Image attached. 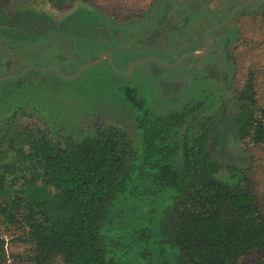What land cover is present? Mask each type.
Instances as JSON below:
<instances>
[{
    "label": "trees",
    "instance_id": "trees-1",
    "mask_svg": "<svg viewBox=\"0 0 264 264\" xmlns=\"http://www.w3.org/2000/svg\"><path fill=\"white\" fill-rule=\"evenodd\" d=\"M48 1L62 6L73 0ZM60 28L93 39L106 32L91 11L73 14ZM18 29L9 30L16 35ZM34 77L38 73L13 88H31L40 81ZM113 88L140 114L139 148L113 126L59 142L38 128L14 129L12 121L1 130L0 264H6L3 232L11 228L21 229L22 240L30 244V264L57 258L64 264H122L109 255L119 246L109 231L121 220L122 202L144 197L156 204L148 216L158 212V217L153 228L141 231L143 259L159 253L156 264H236L250 252L263 251L264 215L252 192L239 177L217 178L221 166L206 149L209 139L218 145L229 135L264 145V122L254 108L243 107L237 118L225 112L199 118L192 108L156 116L134 83L119 81ZM136 179L141 186L133 185ZM158 193L167 195L160 207Z\"/></svg>",
    "mask_w": 264,
    "mask_h": 264
},
{
    "label": "rangeland",
    "instance_id": "rangeland-1",
    "mask_svg": "<svg viewBox=\"0 0 264 264\" xmlns=\"http://www.w3.org/2000/svg\"><path fill=\"white\" fill-rule=\"evenodd\" d=\"M250 1L73 0L55 6L48 0H0V26L20 25L14 39L11 33L0 28V52L6 54L0 57V132L12 121L14 129L38 128L59 142L65 137L81 139L97 128L113 126L127 132L134 146L139 148L140 136L135 124L140 115L130 109L112 87L116 80H128L129 67L143 53L126 49L129 41L123 38L135 32V47H140L139 40L151 25L164 24V11L172 18L178 15L179 23L183 22V13L188 15L183 37L191 40L187 48H198L205 32L222 25L236 7ZM252 2L258 6L257 11L252 14L243 11L234 16L224 31L229 36V79L233 89L230 102L254 108L256 116L264 122V0ZM80 11L93 12L109 34L106 40L67 33L60 28L65 19ZM32 70H37L39 75L33 79L40 81L32 82L27 90H15L16 80L27 78ZM140 71L135 70L133 78H140ZM165 107L163 109H169ZM153 109L156 116L164 115L161 110ZM197 113L200 114L193 113V116L202 115L201 111ZM188 118L186 122L190 123L191 116ZM206 149L221 166L217 178L232 182L239 177L240 184L252 192L255 205L264 215V145L238 138L228 152H213L209 144ZM142 183L136 179L133 185ZM158 194L159 200H156L160 207L165 204L167 195ZM142 199L122 202L121 220L109 231L110 240L119 244L110 249L109 255L122 264H156L161 259L159 253H153L149 259L140 257L145 244L141 231L153 228L158 217V212L148 216L155 202L150 203V197ZM21 234V229L17 228L3 232L6 264H30L26 256L31 254V247L22 240ZM166 256L172 259L170 253L166 252ZM51 264L64 263L57 258ZM236 264H264V250L250 252Z\"/></svg>",
    "mask_w": 264,
    "mask_h": 264
},
{
    "label": "crops",
    "instance_id": "crops-1",
    "mask_svg": "<svg viewBox=\"0 0 264 264\" xmlns=\"http://www.w3.org/2000/svg\"><path fill=\"white\" fill-rule=\"evenodd\" d=\"M252 2L238 10L236 7L230 15L236 10L231 19L227 22L225 19L222 25L211 28L209 31L200 38L201 46L198 48H187V44L183 43L175 45V41H170L166 48L158 51L157 57H150L144 60H135L133 65L144 62L141 66H135L129 71V80L138 81L140 78H133V71L143 67L151 60L158 61V70L156 78H146L138 83V95L144 98L145 95L148 101L155 102L161 109L171 107V103L178 102L180 99H198L201 96L202 89L207 84L217 83L213 78L217 72L225 71L223 60L224 45L222 42V35L225 28L231 22L234 16H238L239 13L247 11L251 6L255 5ZM253 11L252 13H254ZM171 17V16H170ZM227 22V23H226ZM172 47H175L172 49ZM136 59V58H135ZM140 59V58H137ZM129 67V69L131 68ZM142 70V69H141ZM161 73L160 75H158ZM149 101V102H150ZM163 105H160L162 104ZM176 108H174L175 110ZM173 110V109H172Z\"/></svg>",
    "mask_w": 264,
    "mask_h": 264
},
{
    "label": "flooded vegetation",
    "instance_id": "flooded-vegetation-1",
    "mask_svg": "<svg viewBox=\"0 0 264 264\" xmlns=\"http://www.w3.org/2000/svg\"><path fill=\"white\" fill-rule=\"evenodd\" d=\"M168 6H164V8H167ZM176 8H180V5H176ZM258 6L253 5L250 7V9L248 10V12L250 14H252L253 11H257ZM164 14L162 15L164 18L162 19V22H164L163 25L160 26H152L151 25V29L149 31H145L144 32V36L143 39L139 40L140 43L142 45H140V47H135L136 44V39L134 38V34L135 32H130L126 36L123 38L124 40H128L129 41V45L125 46L126 49L131 48L130 51H134L135 53H137L138 51L143 52L139 55L140 59H135V60H144L146 58H150V57H157L156 53L158 51H161L162 49L166 48L169 40L170 41H175V45H179L183 43H186L191 41L189 40V38H185L183 37V32L185 31V26H186V21H187V17L188 15H184L182 14V21L183 22H178V15H176V18H172V16L170 14H168L167 16ZM171 16V17H170ZM175 19H177L175 21ZM184 19V20H183ZM149 23L151 22L150 20H147ZM172 22V23H171ZM174 22V24H173ZM168 23L174 25L172 27H165V25H167ZM19 24H17L15 27L12 26H0V28H2V30L7 31L9 33H11L10 37L11 38H15L17 36H14L13 34V30H9L11 28H19ZM1 30V29H0ZM1 30V32H2ZM184 30V31H183ZM18 31V30H16ZM183 31V32H182ZM13 34V35H12ZM108 32H105L104 38H98L100 40H106L108 37ZM222 42L224 45V53H223V60L225 61L224 63V67H225V71L223 72H217L214 75V80L217 83H214L212 85L207 84L206 87H204L202 89V94L198 99H180L178 102H174L171 103V107H169V109H161V107H156V105L154 104L155 102L153 101H148L147 99H149V97L147 98V96L145 95L144 98H141L143 100L146 101L147 104L152 105V108L155 109H159L161 110L164 115L168 114L169 112H178L179 114H182L183 112H185L184 110H188L189 108L194 109V111L192 112V115H194L193 113H196L197 115H199L200 113H197L198 111H201L202 115L197 116L199 118H206V117H211V116H217L220 115L222 113H227L228 116L232 117V118H237L238 116H240L243 107L241 103H231L230 102V92L233 91V89L231 88V83H230V79H229V74H230V69H231V64H230V59H229V51H228V44H229V36L227 34H223L222 35ZM130 44H133V46L131 47ZM175 47H172V49ZM163 51V50H162ZM6 54L3 52H0V57H4ZM113 57V55H112ZM158 61L155 60H151L149 63H147L146 65H144L143 67H140L139 70H141L139 73L141 74L140 77H142L140 80L138 81H131L129 80V77H127L128 80H116L114 82H112V87H114L115 82H124V83H134L137 93H138V83H141L142 80H144V77L148 78H156V73L158 70H161L158 68L159 63H157ZM131 65V64H130ZM112 67V66H111ZM1 68V66H0ZM137 70V69H135ZM135 70L133 72H135ZM35 72L38 73L37 70H32L30 71V73ZM29 73V74H30ZM161 73H159L158 75H160ZM131 76V75H130ZM24 77L19 78L18 80L22 79ZM16 80V81H18ZM2 81V80H1ZM114 89V88H113ZM116 91V90H115ZM116 93L122 98L121 94H119L117 91ZM241 95V94H240ZM139 97V95H138ZM239 98H241V96H239ZM238 98V99H239ZM237 99V100H238ZM123 100V98H122ZM124 101V100H123ZM125 102V101H124ZM127 105V104H126ZM149 105V106H150ZM174 108H176L174 110ZM173 109V110H172ZM154 110V109H153ZM140 115V114H139ZM238 137H234L233 135H229L228 138L226 139V141L223 144H218V145H213L211 143V139H209V142H207V144H209L212 147V151H216L217 153H222V152H228L229 148L231 146V144L237 140ZM212 153V152H211Z\"/></svg>",
    "mask_w": 264,
    "mask_h": 264
},
{
    "label": "water",
    "instance_id": "water-1",
    "mask_svg": "<svg viewBox=\"0 0 264 264\" xmlns=\"http://www.w3.org/2000/svg\"><path fill=\"white\" fill-rule=\"evenodd\" d=\"M252 1H254V0H252ZM252 1H250V2H252ZM250 2L247 3V4H245V5H242V6L238 7L236 10H238V9H240V8H242V7L246 6V5H248V4H250ZM236 10L230 15V17L227 19V22L231 19V17H232L233 14L236 12ZM227 22H226V23H227ZM215 29H216V27H215L214 29H211V31H213V30H215ZM143 63H144V62H141V63H138V64H135V65L131 66V68L129 69V71H130L133 67H135V66H141ZM91 64H95V63H91ZM112 67H113V65H112ZM86 68H87V66L84 67V68L78 73V75H80V74L82 73V71L85 70ZM113 68H114V67H113ZM129 71H128V72H129Z\"/></svg>",
    "mask_w": 264,
    "mask_h": 264
}]
</instances>
